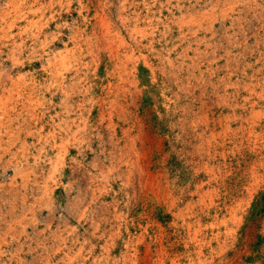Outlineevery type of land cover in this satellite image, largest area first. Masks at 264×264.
Segmentation results:
<instances>
[{"label": "rangeland", "instance_id": "rangeland-1", "mask_svg": "<svg viewBox=\"0 0 264 264\" xmlns=\"http://www.w3.org/2000/svg\"><path fill=\"white\" fill-rule=\"evenodd\" d=\"M0 264H264V0H0Z\"/></svg>", "mask_w": 264, "mask_h": 264}]
</instances>
